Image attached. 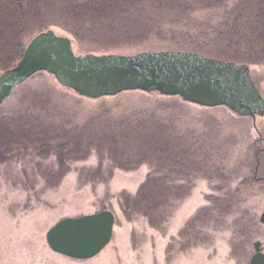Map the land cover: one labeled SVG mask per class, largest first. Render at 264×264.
<instances>
[{
    "label": "rangeland",
    "instance_id": "obj_1",
    "mask_svg": "<svg viewBox=\"0 0 264 264\" xmlns=\"http://www.w3.org/2000/svg\"><path fill=\"white\" fill-rule=\"evenodd\" d=\"M154 43L103 51L135 53L151 50ZM73 52L100 53L87 43L73 47ZM257 74L264 71L256 67L255 78ZM257 81L264 98V78ZM156 96L133 91L105 100L123 108L137 98L145 103L159 100ZM28 105L35 113L78 123L99 103L80 98L40 72L14 91L1 111L11 106L24 110ZM183 110L180 123H175L177 130L167 124L173 131L171 137L152 134V140L146 136L140 139V135L130 138L141 144L156 143L151 144V152L158 151L159 161L168 159L167 155L183 160L167 176L161 175L158 189L163 192L153 199L151 210L144 208V200L122 208L125 196L138 197L148 174H152L146 162L124 171L106 157L99 159L93 149L85 159L67 161L65 166L55 156L40 158L30 151L0 163V264H248L255 241H260L264 252V223L260 222L264 182L259 176L253 180L251 174L253 155L264 145L260 133L264 115L239 117L225 106L204 108L188 103ZM191 128L195 149L183 143L173 146L178 141L176 134ZM253 142L254 150L250 147ZM140 148L142 153H150L148 147ZM197 156L206 163H198L200 170L194 171L189 166ZM99 164L105 177L92 185L86 177ZM76 168L84 173L78 175ZM220 171L226 174L225 180L217 178ZM102 210L113 212L115 222L110 242L97 255L77 260L49 248L46 233L58 221Z\"/></svg>",
    "mask_w": 264,
    "mask_h": 264
},
{
    "label": "trees",
    "instance_id": "obj_2",
    "mask_svg": "<svg viewBox=\"0 0 264 264\" xmlns=\"http://www.w3.org/2000/svg\"><path fill=\"white\" fill-rule=\"evenodd\" d=\"M47 30L70 38L72 49L87 43L99 49L98 54L130 55L147 50L135 53L103 50H119L125 45H144L153 41L152 51H188L246 64L257 88V80L264 78V74H257L256 78L253 75L256 67L264 71V0H0V74L17 64L34 36ZM40 72L54 78L47 72ZM138 92L155 93L159 100L145 103L143 98H137L139 100L119 108L105 100H111L113 96L89 99L78 95L99 103L95 111L78 123L71 119L55 120L48 117V113H35L29 105L24 110L11 106L1 111L11 94L0 105V163L16 153L30 151L40 158L55 156L60 165L65 166L67 161L85 159L93 149L99 159L106 157L115 168L124 171L136 169L146 162L153 170L152 174H148L138 197L129 199L125 196L122 208L130 203L141 204L144 200L147 202L144 208L151 210L153 199L163 192L158 189L161 175L167 176L176 165L181 166L183 160L178 156L172 160L167 155L170 161H159L158 151L151 152V144L156 143L141 144V141L131 142L130 138L140 135V139L146 136L152 140V134L165 139L168 135L171 137L173 131L169 129L177 130L175 123H180L179 115L188 102L178 96ZM262 128L260 133L264 140ZM189 132L193 133L192 128L182 135L176 134L178 141L173 146L183 143L190 150L195 149L196 138ZM254 146L253 142L252 150ZM140 147H148L150 153H142ZM155 153L159 154L157 158ZM253 156L252 179L259 176L264 182V145ZM192 162L193 166L189 168L199 171L198 163H206V160L201 161L197 156ZM101 166L99 164L86 177L92 185L105 177ZM75 170L78 175L84 173L80 168ZM217 175L219 180H225L226 174L222 171Z\"/></svg>",
    "mask_w": 264,
    "mask_h": 264
},
{
    "label": "water",
    "instance_id": "obj_3",
    "mask_svg": "<svg viewBox=\"0 0 264 264\" xmlns=\"http://www.w3.org/2000/svg\"><path fill=\"white\" fill-rule=\"evenodd\" d=\"M40 71L89 99L126 91L157 92L199 106H225L238 116L254 119L264 115V98L246 64L180 50L76 55L70 38L52 30L34 36L17 64L0 74V105L17 86ZM114 222L110 210L64 218L47 231L46 241L53 252L89 259L110 242ZM260 222L264 223V211ZM253 250L248 264H264L260 241L253 243Z\"/></svg>",
    "mask_w": 264,
    "mask_h": 264
},
{
    "label": "flooded vegetation",
    "instance_id": "obj_4",
    "mask_svg": "<svg viewBox=\"0 0 264 264\" xmlns=\"http://www.w3.org/2000/svg\"><path fill=\"white\" fill-rule=\"evenodd\" d=\"M263 251V250H262Z\"/></svg>",
    "mask_w": 264,
    "mask_h": 264
}]
</instances>
